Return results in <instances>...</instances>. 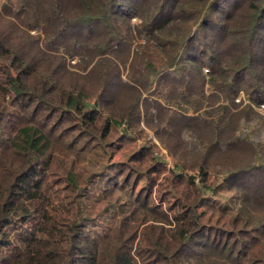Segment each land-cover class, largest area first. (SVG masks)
<instances>
[{"label":"trees","instance_id":"trees-1","mask_svg":"<svg viewBox=\"0 0 264 264\" xmlns=\"http://www.w3.org/2000/svg\"><path fill=\"white\" fill-rule=\"evenodd\" d=\"M207 76L235 108L241 91L264 103V0H0V264H264V181L238 211L215 203L209 162L246 163L227 182L264 164L236 137L231 107L206 120ZM162 82L200 112V125L188 127L201 162L186 170L201 179L175 184L168 211L149 193L127 210L119 204L99 230L82 200L107 169L100 151L122 125L133 135L145 91L154 95ZM164 144L179 149L176 138ZM154 155L144 146L133 161ZM101 180L111 184V172Z\"/></svg>","mask_w":264,"mask_h":264},{"label":"rangeland","instance_id":"rangeland-1","mask_svg":"<svg viewBox=\"0 0 264 264\" xmlns=\"http://www.w3.org/2000/svg\"><path fill=\"white\" fill-rule=\"evenodd\" d=\"M132 24L138 26L139 21L133 18ZM136 36L138 35L136 34ZM138 40L139 42L142 41V39ZM71 63L75 64L76 59L72 60ZM207 71L206 69L204 73L208 74ZM122 72L123 75L128 76L127 68L122 67ZM212 80L214 81L215 78L206 77V120L211 121L217 118L223 108L231 107L239 120L236 125V137L248 138L258 151L256 165L264 164V103H254L247 92L241 91L235 101L238 107L235 108L229 102H226L224 93L217 94L214 92ZM173 88H175L174 84L162 82L160 85L156 84L154 95H151L152 91H145L146 102L142 106L140 123H136L133 135L124 134L123 130L126 129V126L122 125L120 132L114 133L112 139L110 138L107 142L108 145H104L103 152L100 151L104 153L103 156H106L100 162L101 167L103 166L104 169L107 167L106 170L101 171L102 175L111 172V176H113L112 183L118 182V184L116 188H113L112 183H102V175H100L86 190V195L90 197L88 201L82 200V202L85 207H89L90 213L96 217L94 222L99 225V230H103L106 226L114 223L112 220H114L115 214H118L116 211L119 210V204L127 210L132 199L137 198L139 195L151 194V204L162 206L163 211H168L170 205L174 202L172 192L175 190V184L183 189L184 184H186L184 179L187 178V181H190L188 178L191 176L195 177L197 182L200 181L201 174L199 171L190 170L187 172L186 170V167H195L201 162L199 154L203 148L200 138L188 127L190 125L193 127L200 125L201 117L197 116L200 112L195 113L191 105L187 103V96L184 98L181 95L182 88L177 89L176 92L171 90ZM166 96H171L172 100L178 102L184 100V103L181 107L169 105L168 103L166 106L161 103L163 110H160L157 103L164 101ZM193 99L194 97H191L190 101ZM198 99L200 98H195V100ZM207 112H209L208 115ZM211 114L216 116L212 117ZM167 136L178 140L177 146L179 149L177 151L166 147L164 138ZM144 146L153 148L155 155L145 165H140L135 163L133 159ZM217 157L215 155L216 159ZM92 159L93 152L86 158L84 164L90 166ZM208 164L206 169L211 177V182L215 183V186H220L217 187L215 192V203L220 206L228 205L230 210L238 211L243 208L242 204L246 192L252 186L257 188L258 185H254L256 181H264V170L258 172L253 168L233 181L227 182L225 178L231 171H236L246 164L242 160H236L233 157L229 159V166L225 168L216 167L210 162ZM95 170L97 169L93 171ZM174 170L182 175L181 177H175L173 180L172 172ZM121 172L123 175L119 177ZM185 174L188 175L185 176ZM124 180H130L126 189L123 184ZM111 189L113 190L111 191ZM105 190L111 192H105ZM105 193H107V201L104 199L106 198ZM111 202L116 206L115 211L107 209L108 203ZM217 216L221 217L220 214ZM213 224L217 225L216 220Z\"/></svg>","mask_w":264,"mask_h":264}]
</instances>
